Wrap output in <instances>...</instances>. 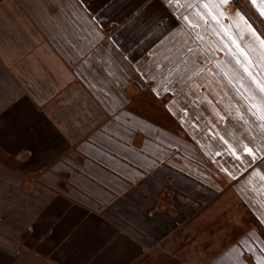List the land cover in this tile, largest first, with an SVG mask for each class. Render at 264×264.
<instances>
[{
    "label": "crops",
    "instance_id": "crops-1",
    "mask_svg": "<svg viewBox=\"0 0 264 264\" xmlns=\"http://www.w3.org/2000/svg\"><path fill=\"white\" fill-rule=\"evenodd\" d=\"M246 12L0 0V264H264V51L248 26L264 32ZM218 201L248 225L194 260Z\"/></svg>",
    "mask_w": 264,
    "mask_h": 264
},
{
    "label": "rangeland",
    "instance_id": "rangeland-1",
    "mask_svg": "<svg viewBox=\"0 0 264 264\" xmlns=\"http://www.w3.org/2000/svg\"><path fill=\"white\" fill-rule=\"evenodd\" d=\"M239 1L241 2V6L247 11L246 14L254 21H257L264 32V17L260 15V11L264 10V0H256L255 4L251 3L250 0ZM240 211L243 210L240 209ZM205 212L208 213L206 219L198 224L203 229L202 233L194 234L191 241L192 245H196L197 243L200 247L202 246L200 249H203L201 252L193 251V259H200L203 262L210 261L218 253V248L225 247L236 240L248 225V222L244 223L245 221L239 222V220H233L235 218L233 214L235 210L233 205H230L227 201L220 203L218 201V204H212L211 208ZM180 242L177 240L178 249L182 245Z\"/></svg>",
    "mask_w": 264,
    "mask_h": 264
},
{
    "label": "snow or ice",
    "instance_id": "snow-or-ice-1",
    "mask_svg": "<svg viewBox=\"0 0 264 264\" xmlns=\"http://www.w3.org/2000/svg\"><path fill=\"white\" fill-rule=\"evenodd\" d=\"M144 2L146 3L147 0H144ZM222 3L227 4L229 2V0H221ZM251 3L255 4L256 0H250ZM174 0H165V6L167 7H171L173 6ZM239 15V13H237ZM155 15V14H153ZM260 15L261 17H264V10L260 11ZM160 20L163 19V17L159 18ZM241 20L244 21V23L247 24V21L244 19L243 16H241ZM248 32L250 33V35L258 42L259 48L264 51V38H262V36H264V34H260L258 35L256 33V31H254L251 27V25L248 26ZM239 55L244 56V60L243 61H237L238 63H243L245 65L244 67V72L249 75V78L252 80V82L254 84H257V80L256 77H258L260 75V70L258 68V66L256 65L255 61H252L248 58V56L245 55V53H240ZM252 68H257V71L253 72ZM257 87L259 88V90L264 93V81H260L259 84H257ZM247 154L251 155L253 157V161L256 160V156L253 152H251V150L247 151ZM261 163H264V158H261ZM257 167L259 165H256Z\"/></svg>",
    "mask_w": 264,
    "mask_h": 264
}]
</instances>
